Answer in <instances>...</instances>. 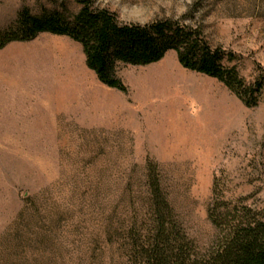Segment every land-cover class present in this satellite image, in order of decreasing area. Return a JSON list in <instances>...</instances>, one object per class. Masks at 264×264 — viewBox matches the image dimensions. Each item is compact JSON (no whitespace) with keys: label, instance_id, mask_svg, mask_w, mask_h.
Here are the masks:
<instances>
[{"label":"rangeland","instance_id":"1","mask_svg":"<svg viewBox=\"0 0 264 264\" xmlns=\"http://www.w3.org/2000/svg\"><path fill=\"white\" fill-rule=\"evenodd\" d=\"M92 1L124 23L199 25L213 47L238 55L231 64L247 83L264 75V0ZM24 7L70 15L81 6L0 0V29ZM118 75L126 92L100 81L66 35L0 48V264L105 263L104 243L94 262L93 239L111 207L122 212L129 192L142 196L148 159L201 247L215 234L216 194L264 202V90L247 106L223 82L184 67L175 50Z\"/></svg>","mask_w":264,"mask_h":264},{"label":"trees","instance_id":"2","mask_svg":"<svg viewBox=\"0 0 264 264\" xmlns=\"http://www.w3.org/2000/svg\"><path fill=\"white\" fill-rule=\"evenodd\" d=\"M80 9L45 11L36 15L27 7L15 22L0 29V48L13 41H28L48 32L78 41L86 63L100 81L127 91L118 71L127 65H148L175 50L179 62L223 82L247 106L262 99L264 75L253 83L241 76L235 52L213 47L201 26L174 19L124 23L92 0H76ZM145 190L137 197L129 192V208L108 210L102 237L93 239V260L99 245L106 246L101 264H264V202L232 201L219 192L208 208L215 234L206 247L190 236L176 206L163 186L158 166L147 160ZM128 207V206H127ZM35 243L44 241L31 239ZM41 246V245H40ZM99 264V263H98Z\"/></svg>","mask_w":264,"mask_h":264}]
</instances>
